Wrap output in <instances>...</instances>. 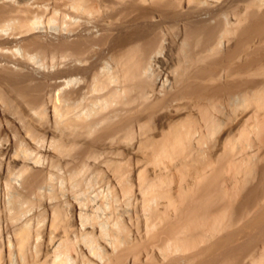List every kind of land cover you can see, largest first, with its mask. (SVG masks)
<instances>
[{"label":"bare ground","instance_id":"bare-ground-1","mask_svg":"<svg viewBox=\"0 0 264 264\" xmlns=\"http://www.w3.org/2000/svg\"><path fill=\"white\" fill-rule=\"evenodd\" d=\"M241 1L231 24L219 0H0L26 61L63 64L0 52V264H264V0Z\"/></svg>","mask_w":264,"mask_h":264},{"label":"rangeland","instance_id":"rangeland-1","mask_svg":"<svg viewBox=\"0 0 264 264\" xmlns=\"http://www.w3.org/2000/svg\"><path fill=\"white\" fill-rule=\"evenodd\" d=\"M220 1V3H221V1L224 3L225 1L229 4V5H231L232 3L234 4V8L235 9H230V11H228L227 12V14L225 15V18L227 19V21L228 22H230L231 24H233V23H236L235 21H237V19H238V17L239 16H242L243 14H244V11H242L241 10V7L243 6V8H244V4H243V2L241 1V0H219ZM236 3V4H235ZM240 7H239V6ZM59 11L60 12H58V13H56L55 14V16H54V14H51V12H47V15H46V13H45V16H43V14H42V16H43V18H41V19H43V25L42 24H40L41 25V30L43 31L42 32V38H43V40L45 41V42H51V43H53V42H58L59 41V39H60V37H61V35H63L62 33H64L65 31H63L64 30V28H67L68 26H69V22L67 23V21H69L70 20V18L72 17L71 16V14H72V12L69 10V9H67V8H61V9H59ZM71 13H70V12ZM70 15H69V14ZM52 16H53V18L55 19V22L52 24V26H51V24H49L48 22H49V19L50 18H52ZM65 17L64 19L66 20V21H64L63 20V18L62 17ZM66 16H68L67 18H66ZM69 19V20H68ZM211 21H215L214 19H212ZM48 24V26H46ZM45 25V26H44ZM67 25V26H66ZM49 26H51L50 28H49ZM62 26L64 27V28H62ZM2 27V26H1ZM3 28V27H2ZM49 28V29H48ZM44 29V30H43ZM55 29V30H54ZM63 29V30H62ZM10 31V32H9ZM7 33L5 32H2V34L0 33V52L1 53H3V49H4V56H6V57H9V58H5L4 56H3V58H5L4 59V62H2L3 64H5V66H9L10 64H11V61L12 60H14V61H12V64L10 65V66H12V67H14L13 69H15V68H20V69H24L27 65V67H34L33 69H37L38 67L37 66H40L41 65V63H42V65H41V67H39L38 69H37V71L38 70H40V71H38V72H40L39 73V75L41 74L42 75V73H43V75L44 74H49V73H53V72H55V71H57L63 64H61V62H60V60H61V58H60V55H58V54H52V55H49V54H47L46 56H43V57H41V63H40V65H38V64H35V62L34 61H32V62H29V61H26V58H25V56L26 55H24V54H26V48H25V39L26 38H28V37H30V36H33V35H36L37 33H29V35H28V33L25 35V34H20V32H18L16 29H13V28H11V30H9ZM17 31V32H16ZM59 31V32H58ZM58 32V33H57ZM5 35H4V34ZM44 33V34H43ZM7 35V36H6ZM20 35V36H19ZM22 36V37H21ZM14 37L16 38V37H20V38H18V40H17V38L14 40ZM49 38V39H48ZM231 38H232V41H230V43L228 44L227 43V41H226V46H231L232 45V43H233V39H234V37L233 36H231ZM16 40H17V42H16ZM8 41V42H7ZM11 41H12V43H11ZM14 41H15V43H14ZM18 41H21V42H19L18 43ZM8 43V44H7ZM16 46V47H15ZM2 48V49H1ZM17 48H18V50H17ZM21 48V49H20ZM9 50V52L7 51V50ZM11 50V51H10ZM21 50V51H20ZM17 51V53H15ZM19 51H20V53H19ZM22 52V53H21ZM8 53V54H7ZM12 53V54H11ZM17 54V55H16ZM3 55V54H2ZM21 55V56H20ZM18 56V57H17ZM13 57V58H12ZM22 57V58H21ZM52 57V58H51ZM56 57V58H55ZM11 58V60H9ZM48 58V59H47ZM55 59V60H54ZM60 59V60H59ZM5 60H9L10 62L8 63V62H5ZM51 60V61H50ZM54 60V61H53ZM44 61V62H43ZM57 61V62H56ZM14 62V63H13ZM18 63V64H16V63ZM20 62V63H19ZM60 62V63H59ZM7 63V64H6ZM53 63V64H52ZM60 64V66H59V64ZM20 64V65H19ZM23 64H25L24 66L25 67H23ZM27 64V65H26ZM46 64V65H45ZM55 64H56V66H55ZM50 65V66H49ZM54 65V66H53ZM59 66V67H58ZM11 67V68H12ZM30 67V69H32ZM37 67V68H36ZM43 67V68H42ZM58 68V69H57ZM44 69V70H43ZM51 69V70H50ZM43 71V72H42ZM47 71V72H46ZM45 72V73H44ZM50 90V89H49ZM47 90V93L48 94H50L49 92H51V94H52V91L50 90ZM53 94H54V92H53ZM0 195H1V198H0V202H2L3 200V196H2V194L0 193Z\"/></svg>","mask_w":264,"mask_h":264}]
</instances>
